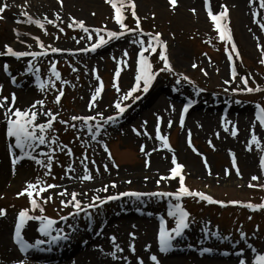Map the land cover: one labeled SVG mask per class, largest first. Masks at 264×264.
Instances as JSON below:
<instances>
[{
	"label": "rangeland",
	"instance_id": "rangeland-1",
	"mask_svg": "<svg viewBox=\"0 0 264 264\" xmlns=\"http://www.w3.org/2000/svg\"><path fill=\"white\" fill-rule=\"evenodd\" d=\"M69 1L0 0V77L11 62L3 57L6 46L15 44L24 55L9 73L24 81L11 87L5 78L11 91H0V111L7 112L0 119L1 135L6 136L7 121L16 120L11 110L21 87L29 83L36 96L19 120L34 119L11 127L18 140L15 153L4 146L0 217L10 218L8 238L14 215L28 217L26 208L31 218L48 224L53 221L44 218L46 212L62 217L55 224L63 228L65 214L78 210L73 224L80 232L86 211L105 201L104 211L93 218L94 242L119 209L138 215L143 210V219L153 224L150 231L140 221L125 227L130 236L125 246L119 233L106 232L112 262L98 264H170L155 246L160 233H183L178 238L183 248L203 250L202 260L184 250L185 260L178 264L222 263L214 254L233 256L232 264H264V0L185 5L161 0V8L153 0H98L102 9ZM30 6L33 11L26 10ZM182 11L189 23L178 20ZM199 15L204 19L196 26ZM43 68L62 76L42 83L37 70ZM166 88L199 102L185 115L178 114L183 101H170L149 117L143 109L130 120L135 104ZM224 104L230 111L232 106L247 109L248 118L217 117L210 131L199 135L208 121L195 114ZM166 109L173 111V124ZM158 150L171 157L155 164L149 157ZM27 153L31 166L13 183L22 166L18 157ZM3 169L9 179L1 183ZM141 172L151 183L133 182ZM121 176L124 181L117 183ZM68 182L74 185L67 187ZM104 189L108 193L101 195ZM146 242L154 248L144 255ZM100 245L93 243L90 250ZM12 247L19 258L0 264H48ZM72 258L51 264H76ZM85 258L83 264H90Z\"/></svg>",
	"mask_w": 264,
	"mask_h": 264
},
{
	"label": "bare ground",
	"instance_id": "bare-ground-1",
	"mask_svg": "<svg viewBox=\"0 0 264 264\" xmlns=\"http://www.w3.org/2000/svg\"><path fill=\"white\" fill-rule=\"evenodd\" d=\"M11 1H13V3L15 2V0H11ZM71 1H74V0H71ZM81 1L83 3L88 2L90 5L94 6L95 8H98V9L101 8L102 9L98 0H79L78 2H81ZM235 1H237V2L239 1L241 3L245 2V0H235ZM69 2H70L69 0H66L67 4ZM153 2L155 3V5L158 8L164 7L161 0H153ZM186 2L193 3V0H182V4L185 5ZM26 10L33 11V8H31V6H30ZM13 14L14 13H11L9 16H12ZM203 19H204L203 16L199 15L197 17V20H195V22H194L195 24H199L196 26H200V24H202V22H203ZM178 20L189 23L190 22V16H188V14H186L185 12L182 11L179 13ZM15 46H16L15 44L11 45L10 50L15 52L16 51ZM5 60H8V59H5ZM10 61L11 62L9 63V65H10L12 70L19 68V63H16L13 60H10ZM21 62L22 61H20V64H21ZM0 79H1L0 84L4 86V90L10 91L11 87L8 85L5 77L2 75L0 77ZM22 79H17V80L23 81ZM158 94H160L161 96L156 99V96ZM162 94H163V96H162ZM186 94H187V91H186ZM19 96H20V98L18 100L16 108L13 111L15 113V116H21L25 112L24 110L27 109V107L29 106V103H27L29 101V99L34 100V98H36V96H34L33 88L29 83H26L25 85H23L21 87V91L19 92ZM185 96H187V95H185ZM185 96L181 95L179 93H174V92L168 90L167 88L166 89H159L155 93H153V95H151V97H149V99H147L146 101H144L142 103H137L135 105L136 108H134L130 112V114H131L130 120L138 119L139 115L141 113V110H143V109H145L147 117H149V115L151 113L153 114V112L155 110H157L159 108V106H161L164 102H167L168 104H170V101H176V102L183 101L184 103L181 106H179L178 114L185 115V114H187V112H189V110L193 107V105L195 103L199 102V100L197 98L192 97L191 99L188 100V99H186ZM216 98H218V97H216ZM219 108H220V111H218ZM165 111L170 113L167 119H168V122L170 121V123L173 124V121H174L173 111H170L168 109H166ZM6 114H7L6 109H2L0 111V119ZM38 114L40 115V113H38ZM198 114H202L204 117L207 118V121H208V123H205V125L203 126L202 132H200V133L197 132L199 135H201V134H204V133H207L210 131V129L214 125V121L217 117L222 119V120H223V118H226V117H227L226 119H228V117H229V119H235L236 116L240 114L242 119H246V118H248L249 111L245 108L240 109L239 107H236V106H232V109L230 111L229 107L224 104L223 106H218V108H217V105H215L214 107H206V106L201 107V111L199 113L197 112L195 114V116ZM204 117H203V119H204ZM0 122H1V120H0ZM189 126H192V124H189ZM0 129H1V127H0ZM1 130H3V129H1ZM1 130H0V167H3L4 164L6 163L5 162V155H4L6 153V151H5L6 145L7 144L10 145V143H11V147H15V146L13 144V138L10 135L9 136L7 135L5 137L4 133H2V135H1ZM4 146H5V148H4ZM13 149H14V151L16 150V148H13ZM180 152L185 153L184 148H180ZM166 156L171 157V155L167 154L166 151L158 150L157 153L150 156L149 159H151V161H153L155 164H161V163H163L162 157L165 159ZM21 164H22V166H20L17 169V174L13 176V177H15L14 180L12 181L13 183L21 181L23 179V177L25 176L24 173L27 170H29V168L31 166V165L27 164V160H24ZM156 173H154V174H156ZM195 173L196 174L200 173V170L198 167H196ZM141 174H143V172L135 173L133 178L131 177V179H133V182H136L137 184H140L141 181L143 183H151V179H152L151 177L141 178L140 177ZM148 175L151 176L150 173ZM122 177L123 176L120 177V180L117 181V183H121L120 181H124L122 179ZM8 179H9L8 173L6 172V170L3 169L2 173H1V183H4V181L8 180ZM116 180H117V177H115V181ZM73 185H74V183H71V182L67 183V187L73 186ZM92 185H94V183L89 184V186H92ZM98 189L95 190V192H97ZM107 193H108L107 189H104V190H102L101 195H105ZM116 213H118L119 216H116V217L110 219L109 221L108 220L106 221L107 225H106V229L104 231V234L102 233L103 234V235H101L102 237L99 238L98 240H96L97 239L96 238L95 242L93 241V238H92L93 236L91 235L92 232H87V233L83 234V238H85L84 243H85V241L87 243L85 250L83 249L82 251H80V249L82 247H84L83 245H86V243L81 244L80 241H77L75 244H72L71 247L66 249L60 255L42 256V255H38V254L33 253V254H28L27 257H29V259H33V260H43L44 263L47 262L48 264L55 263V262L61 263L68 258H72V256H74L72 258L73 261L75 259H77V261L74 262L76 264H83V262H85V259H86L85 257H90V264H98V262H101V261L102 262L104 261L106 263H111L112 259L109 257V253L106 252L108 250L107 249L108 243L105 242L106 232L114 230L115 232L119 233L120 240L121 241L124 240L121 242V245L125 246L128 244V242H129L128 238L130 237V236L128 237V233H125V230H124L125 227L131 228L134 223L137 224L138 223L137 221H140L142 226H144V228L148 227V231H150L151 225L153 224V221H151V220L146 221L145 219H143V217H142V215L144 214L143 210L138 211L139 215L133 214V213H128L125 209H122V210L119 209ZM141 219H143L145 222L142 221ZM0 225H1L0 226V260H2V259H18L19 256L16 255L15 249L11 246L10 238H8V229L10 226V218L7 217L4 219H1V217H0ZM51 230H55V232L52 234V233H50ZM31 231H32L31 229H29L28 231L23 230V232L20 235H17L16 233H13V232L12 233H13L16 241L22 239L23 243H25L29 248L34 250L32 252H35L39 247H41L40 239L43 237L47 238L48 243L52 247H54L53 249H55V247H57L59 244H61V240H59V238L56 239V235L62 234V232L59 231L58 229H55L51 226H45V225L40 224L33 229V231H35L34 233ZM182 235H183V233L174 234L172 236V238H169L167 244H162V241H161V243L159 242L160 241V234L155 237V240H154L155 246H156V248H158L160 250V253H165V256H167V258H168L166 260V262H168L170 264H178L179 262H184L185 254H183V253H184V250H188L187 249L188 247L183 248V245H181L179 243L178 238ZM149 236H150V234H148V236L146 237L147 240L150 238ZM93 243L94 244L97 243L98 245L101 244L100 246H102V248L97 250V251H91L90 246L93 245ZM103 245H104V247H103ZM153 248H154V245L152 242H146L145 245L142 246L141 249H142V251H144L143 254L145 255L146 252L152 251ZM91 249H92V247H91ZM188 251H189L190 256H192V257L195 256L197 259H201V260L203 259V255H202L203 250H200L198 252V250L191 248ZM214 256L219 257V258H223L220 260L222 263L219 262L218 264H232V261L235 260V258L231 255L220 256L219 254H214ZM127 261H128V264H133L132 262L129 263V260H127ZM245 261H248V259H245ZM247 264H249V263H247Z\"/></svg>",
	"mask_w": 264,
	"mask_h": 264
}]
</instances>
